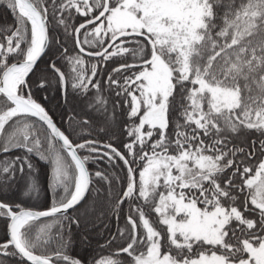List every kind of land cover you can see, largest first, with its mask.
<instances>
[{"label":"snow or ice","instance_id":"1","mask_svg":"<svg viewBox=\"0 0 264 264\" xmlns=\"http://www.w3.org/2000/svg\"><path fill=\"white\" fill-rule=\"evenodd\" d=\"M0 12V264H264V0Z\"/></svg>","mask_w":264,"mask_h":264},{"label":"trees","instance_id":"2","mask_svg":"<svg viewBox=\"0 0 264 264\" xmlns=\"http://www.w3.org/2000/svg\"><path fill=\"white\" fill-rule=\"evenodd\" d=\"M0 23H11V16L0 12Z\"/></svg>","mask_w":264,"mask_h":264}]
</instances>
